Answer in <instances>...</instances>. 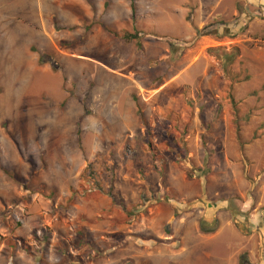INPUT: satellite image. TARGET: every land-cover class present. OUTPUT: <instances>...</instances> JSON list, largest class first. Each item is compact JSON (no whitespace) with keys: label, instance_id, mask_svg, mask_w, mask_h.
<instances>
[{"label":"rangeland","instance_id":"rangeland-1","mask_svg":"<svg viewBox=\"0 0 264 264\" xmlns=\"http://www.w3.org/2000/svg\"><path fill=\"white\" fill-rule=\"evenodd\" d=\"M263 41L264 0H0V264H254L153 215L264 223Z\"/></svg>","mask_w":264,"mask_h":264},{"label":"crops","instance_id":"crops-1","mask_svg":"<svg viewBox=\"0 0 264 264\" xmlns=\"http://www.w3.org/2000/svg\"><path fill=\"white\" fill-rule=\"evenodd\" d=\"M48 20L50 22V29L53 31L55 30V23L53 20V15H48ZM45 24H48V22H45L43 19V25L46 27ZM49 29V28H48ZM51 31V30H50ZM172 188L176 194L178 195V191L171 185L168 186L167 189ZM202 195V193H201ZM199 194L195 196H189V199L194 200L196 197L201 196ZM203 196V195H202ZM167 197V196H166ZM210 203L205 204L204 207H197L196 202L198 200H194L192 205V208H196L197 211H191L189 208L177 210V202L180 205L182 201H177L174 199H168V201L175 203L171 204L168 202L165 205L169 208L165 209L159 204L155 207L159 208L164 212V215H157L156 217L153 215V218L155 219L156 224H161L164 222H167V229L165 233H161L158 231V229L155 230L156 234L159 236V238H164L165 242L163 245L160 244H153V250H159L158 252L160 254H163V251L165 250L168 253H171L173 250H185V237L188 234H191L192 237L197 238V240H210V241H217L219 244L224 242V236L226 234H229L231 237H237L238 233H240L239 226L242 225L244 227L243 222L249 225V227L252 229L253 232L261 234L263 232L264 234V223H262L260 219V215L252 213V215H243V214H235L232 212V209L229 208V198L228 197H222V198H211ZM192 202V201H191ZM164 205V206H165ZM154 214V209H153ZM240 219H244L245 221H241L239 223ZM206 221L207 223L211 224L212 222L216 221L217 228L214 232L211 233H205L200 230V222ZM239 223V225L237 224ZM245 240L241 239L238 242L239 248L232 252V254L225 260L228 264H238L239 255L242 251L247 250V247L245 245ZM155 242V240H153ZM156 243V242H155ZM159 247H164V249H161ZM262 247L264 248V244L261 243L260 249L262 250ZM257 244L254 243L252 248L249 250V259L252 263L256 264H264V258H260L258 256V252L261 250H258ZM210 256V253L208 254ZM261 259V261H259Z\"/></svg>","mask_w":264,"mask_h":264},{"label":"trees","instance_id":"trees-1","mask_svg":"<svg viewBox=\"0 0 264 264\" xmlns=\"http://www.w3.org/2000/svg\"><path fill=\"white\" fill-rule=\"evenodd\" d=\"M133 9H134V5H133ZM126 36V38H130V36L131 35H129V34H126L125 35ZM166 187V186H165ZM168 187V186H167ZM172 189V188H171ZM172 192L173 193H176L173 189H172ZM211 201H213V200H211L206 194L204 195V196H202V198L201 199H199L197 202H196V204H197V207H204L205 206V204L206 203H210ZM177 204H179L178 202H177ZM195 204V203H194ZM183 205V204H182ZM184 207H188L189 205L186 203L185 205H183ZM183 207V209H185ZM205 208V207H204ZM177 210H181V209H178L177 208ZM216 228H217V223H216V221H214L212 224H209V223H207L206 221H201L200 222V230L202 231V232H205V233H211V232H214L215 230H216Z\"/></svg>","mask_w":264,"mask_h":264},{"label":"built area","instance_id":"built-area-1","mask_svg":"<svg viewBox=\"0 0 264 264\" xmlns=\"http://www.w3.org/2000/svg\"><path fill=\"white\" fill-rule=\"evenodd\" d=\"M263 44H264V41H263ZM264 47V46H263Z\"/></svg>","mask_w":264,"mask_h":264}]
</instances>
